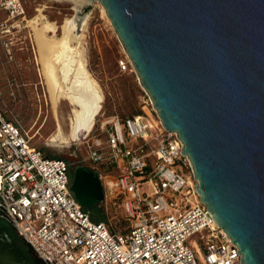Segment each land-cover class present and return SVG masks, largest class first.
I'll return each instance as SVG.
<instances>
[{"label": "water", "instance_id": "obj_1", "mask_svg": "<svg viewBox=\"0 0 264 264\" xmlns=\"http://www.w3.org/2000/svg\"><path fill=\"white\" fill-rule=\"evenodd\" d=\"M97 1L162 125L181 139L200 202L241 263L264 264V0ZM70 189L83 206L104 197L83 165ZM0 264L30 262L8 248Z\"/></svg>", "mask_w": 264, "mask_h": 264}, {"label": "built area", "instance_id": "obj_2", "mask_svg": "<svg viewBox=\"0 0 264 264\" xmlns=\"http://www.w3.org/2000/svg\"><path fill=\"white\" fill-rule=\"evenodd\" d=\"M0 11L13 19L24 6L0 0ZM6 27L0 18V32ZM117 64L121 71L133 67L127 56ZM147 100L142 113L106 116L83 136L92 164L117 169L94 171L104 196L118 199L129 220L121 232L79 203L66 161L33 146L0 111V221L43 264H243L239 248L199 200L181 139L151 117Z\"/></svg>", "mask_w": 264, "mask_h": 264}, {"label": "rangeland", "instance_id": "obj_3", "mask_svg": "<svg viewBox=\"0 0 264 264\" xmlns=\"http://www.w3.org/2000/svg\"><path fill=\"white\" fill-rule=\"evenodd\" d=\"M21 2L24 6L23 16L7 20V27L0 32L1 113L6 119L19 124L22 131L30 137V143L45 155L64 159L69 165L70 179L79 165L98 170L102 174L114 175L116 168L105 163L95 165L88 160L83 136L89 131L87 133L80 131L78 137L73 140L63 141L54 138L59 127L64 134L69 133L72 107L65 100H61L56 107L52 104L46 81L41 73L43 68L41 54L46 52V49L38 44L37 31L33 26L34 19L42 17L46 22L56 26L55 35L60 37L66 19L72 18L77 11L86 16V28L82 31L86 68L98 82L103 95L102 107L99 114H96L97 117L95 115L94 126L112 114L125 117L142 113V106L149 96L140 85L131 65L128 70L119 69L117 61L126 56L128 58V54L102 4L97 0L90 3H84L83 0H21ZM0 13L7 17L4 11ZM39 26L41 27L40 19L37 27ZM80 29L78 26V33L81 32ZM52 34V31L46 32L48 37ZM77 44L76 40L72 41L73 46ZM148 108L151 117L157 118V112L150 105ZM85 208L91 216L104 221L112 231H125L129 226V220L118 199L104 196L101 201L86 205Z\"/></svg>", "mask_w": 264, "mask_h": 264}, {"label": "bare ground", "instance_id": "obj_4", "mask_svg": "<svg viewBox=\"0 0 264 264\" xmlns=\"http://www.w3.org/2000/svg\"><path fill=\"white\" fill-rule=\"evenodd\" d=\"M83 2L90 3L89 0H83ZM0 18L9 20L2 15ZM39 19L40 28L37 27ZM33 23L37 31L38 44L47 52H43L44 56L43 53L41 54L43 62L41 73L46 81L52 104L56 107L61 100H65L72 107L69 133L64 134L59 127L54 138L63 141L73 140L78 137L80 131L87 133L91 130L103 100L98 82L86 68L87 59L82 45L84 35L82 31L86 28V16L77 11L72 18L66 19L62 25L60 37L55 35L56 26L46 22L42 17L35 18ZM78 26L81 28L80 33L77 32ZM49 31L53 34L48 37L46 32ZM74 40L78 43L76 46L72 45ZM57 63L59 64L55 65Z\"/></svg>", "mask_w": 264, "mask_h": 264}, {"label": "flooded vegetation", "instance_id": "obj_5", "mask_svg": "<svg viewBox=\"0 0 264 264\" xmlns=\"http://www.w3.org/2000/svg\"><path fill=\"white\" fill-rule=\"evenodd\" d=\"M8 248H17L28 257L30 264H38L28 252L22 237L6 221H0V250H6Z\"/></svg>", "mask_w": 264, "mask_h": 264}, {"label": "trees", "instance_id": "obj_6", "mask_svg": "<svg viewBox=\"0 0 264 264\" xmlns=\"http://www.w3.org/2000/svg\"><path fill=\"white\" fill-rule=\"evenodd\" d=\"M92 218L94 219V220H100V219H98V217L96 218V217H93L92 216ZM26 244V246H27V249H28V252L30 253V255L32 256V258L38 263V264H43V262L35 255V253L32 251V249H31V247L27 244V243H25Z\"/></svg>", "mask_w": 264, "mask_h": 264}, {"label": "crops", "instance_id": "obj_7", "mask_svg": "<svg viewBox=\"0 0 264 264\" xmlns=\"http://www.w3.org/2000/svg\"><path fill=\"white\" fill-rule=\"evenodd\" d=\"M0 15H1V13H0Z\"/></svg>", "mask_w": 264, "mask_h": 264}]
</instances>
